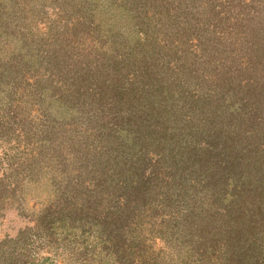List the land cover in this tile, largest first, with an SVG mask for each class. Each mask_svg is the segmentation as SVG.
Instances as JSON below:
<instances>
[{
    "label": "rangeland",
    "instance_id": "374dc122",
    "mask_svg": "<svg viewBox=\"0 0 264 264\" xmlns=\"http://www.w3.org/2000/svg\"><path fill=\"white\" fill-rule=\"evenodd\" d=\"M0 264H264V0H0Z\"/></svg>",
    "mask_w": 264,
    "mask_h": 264
}]
</instances>
